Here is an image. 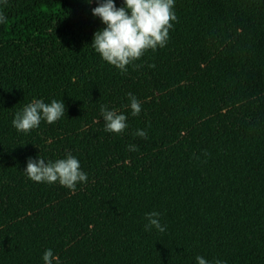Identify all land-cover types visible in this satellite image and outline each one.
<instances>
[{
	"label": "trees",
	"instance_id": "1",
	"mask_svg": "<svg viewBox=\"0 0 264 264\" xmlns=\"http://www.w3.org/2000/svg\"><path fill=\"white\" fill-rule=\"evenodd\" d=\"M102 2L0 0V264H264V0H174L166 45L126 72L92 47ZM53 99L61 119L16 130ZM68 154L88 177L74 191L24 172Z\"/></svg>",
	"mask_w": 264,
	"mask_h": 264
},
{
	"label": "clouds",
	"instance_id": "2",
	"mask_svg": "<svg viewBox=\"0 0 264 264\" xmlns=\"http://www.w3.org/2000/svg\"><path fill=\"white\" fill-rule=\"evenodd\" d=\"M91 3V0H88ZM174 0H125V6L117 8L114 0H103L99 6L92 9L93 15L101 18L105 28L94 34L92 47L99 53L103 60L115 66L121 72L127 71V66L138 67L134 62L139 60L144 53L158 46L164 47L169 38V30L173 27L177 17L173 11ZM7 17L0 13V23H6ZM154 67V65H153ZM131 114L138 116L141 105L138 99L129 93ZM63 101L53 99L50 104L43 100H33L22 111L17 112L12 121L18 132L28 133L39 127L42 120L52 124L65 115ZM101 114L105 124V131L121 134L127 128V116L116 110H108L101 106ZM135 135L147 138L144 130H137ZM130 150H135L130 145ZM28 178L34 182H59L71 190H75L77 183L87 182V173L83 172L77 158L68 154L64 159L46 161L41 156L39 159H28L24 170ZM158 212L146 214L148 224L146 230L155 227L159 232H164L165 227L160 223ZM53 250L48 249L43 254L45 264H53ZM198 264H209L201 257H196ZM215 264H224L217 260Z\"/></svg>",
	"mask_w": 264,
	"mask_h": 264
}]
</instances>
